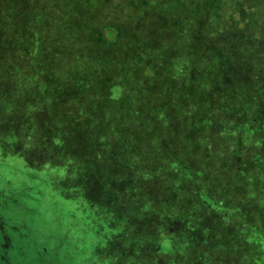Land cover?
Segmentation results:
<instances>
[{
    "label": "trees",
    "instance_id": "obj_1",
    "mask_svg": "<svg viewBox=\"0 0 264 264\" xmlns=\"http://www.w3.org/2000/svg\"><path fill=\"white\" fill-rule=\"evenodd\" d=\"M240 1H226L228 7L222 14L230 25L238 26L242 21ZM246 1L251 3L245 2L246 8L264 9V0ZM217 12L209 10L210 15ZM204 26L198 25L191 35L187 29L178 41L171 39V29L167 28L158 33L161 45L140 46L134 50L138 56L90 65L87 71L74 60L73 72L59 74L60 79L89 76L98 82L91 86L97 91L92 100H80L78 111L50 119L57 125L42 131L36 143L38 159H58L67 166L62 185L66 183L72 191L84 187V194L98 189L100 199L98 196L94 201L106 205L108 222H91L98 212L92 205V193L83 194L88 199L85 219L73 225L86 232L92 227L100 233L124 230L133 236L132 249L158 247L167 257L177 255L176 248L191 247L196 254L186 255L190 259L197 256L195 264L206 261L203 253L208 248L224 253L229 244L240 246V222H193V217L179 210L195 202L213 205L219 199L217 191H210L214 186L235 191L237 184L248 197L264 189V87L258 83L251 86L254 79H246L227 62L226 39L215 40ZM22 34L20 27L6 18L0 23V112L21 103L20 97L15 98L22 75L19 68L23 67L25 79L34 75L28 58L36 65L43 64L40 69L45 73L65 69L40 46L31 51L18 44ZM236 45L239 42L231 38L229 49ZM178 56L184 57L181 70ZM28 86L27 95L37 91ZM58 90L63 91L60 103L69 100L65 96L77 98L70 94L72 89L58 86ZM26 99L30 101L27 107L37 101ZM233 141L241 145L228 150ZM54 164L58 163L50 165ZM70 165L78 169L68 170ZM50 169L58 172L60 167ZM79 208L82 211L83 205ZM221 212L226 217L227 213ZM109 222L113 223L108 228ZM254 228L264 235V222ZM138 235L159 239L139 240ZM171 241L179 246L174 248ZM162 257L164 261L167 258Z\"/></svg>",
    "mask_w": 264,
    "mask_h": 264
},
{
    "label": "rangeland",
    "instance_id": "obj_2",
    "mask_svg": "<svg viewBox=\"0 0 264 264\" xmlns=\"http://www.w3.org/2000/svg\"><path fill=\"white\" fill-rule=\"evenodd\" d=\"M226 1L0 0L1 22L6 18L15 27H20L23 33L22 43L18 44L31 51L40 46L51 60L65 66V69L51 70L52 74L49 71L45 73L40 69L43 64L36 65L28 58L34 75L25 79L23 67L19 68L22 75L17 80L19 93L15 95V98L20 97L19 108L0 112V264H195L197 256L190 259L187 255L196 254V250H190L191 247L177 249L179 245L174 241L171 244L178 250L177 255L170 253L167 257L158 247L132 249L133 236L124 230L100 233L92 227L90 232H86L73 225L72 222H84L85 219L88 199L83 197L84 187L72 191L66 183L62 185V172L67 170V166L58 159H38L36 143L42 131L57 125L50 119L55 120L59 113L70 115L72 111H78L81 109L80 100H92L97 94L96 88L91 86H97L98 82L89 76L60 79L59 74L65 73V70L73 72L74 60L78 61L77 64L81 63L82 70L87 71L91 66H100L109 60L120 62L138 56L134 50L140 46L152 48L161 45L158 33L165 32L167 28L171 29V39L178 41L184 38L187 29L191 35L198 25L204 24L215 40L226 39L227 62L235 65L246 79L253 78L254 81H248L251 86L258 83L264 87V9L259 10L253 5L246 8L245 2L251 3L241 0L242 21L238 26L230 25L222 14L228 7ZM213 9L219 12L210 15L209 10ZM231 12L234 16L238 15ZM231 38L239 42V46L229 49ZM183 62L184 57L178 56L180 70L184 67ZM28 85L37 91L27 95L30 90ZM58 86L72 89L70 94L76 95L79 100L69 95L64 97L69 98L68 101L60 103L59 95L63 91L58 90ZM26 96L37 101L27 107L26 103L30 101ZM3 113L6 115L2 116ZM78 114L81 115V112ZM76 128L80 130L79 125ZM240 145L238 141H233L226 148L238 149ZM52 162L58 164L50 165ZM58 166V172L50 169ZM73 169L78 168L74 165L68 168ZM247 187L250 188V185ZM226 188H211L210 191L215 190L219 194L213 205L195 202L188 209L179 207L186 217H193V222H240V246L229 244L224 253L211 252L212 249L208 248L203 253L206 261L198 262L264 264V247L261 246L264 235L254 228L264 222V189L254 191L255 196L248 197L247 192L237 184L235 191H227ZM91 193L92 205L98 212L91 222H108L106 205L100 204L98 199L94 201L100 195L99 190L93 189L84 195ZM221 211L227 213L226 217ZM124 216H127L126 212ZM243 222H250L251 225L244 227ZM112 223H108V228ZM114 226L118 227V224ZM136 238L159 239L145 235ZM180 253L187 255L182 257ZM162 256L167 257L165 261Z\"/></svg>",
    "mask_w": 264,
    "mask_h": 264
}]
</instances>
